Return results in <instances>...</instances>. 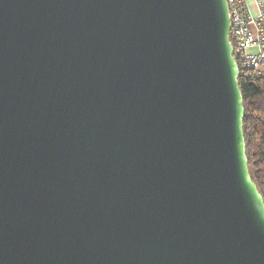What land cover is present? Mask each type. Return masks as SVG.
I'll list each match as a JSON object with an SVG mask.
<instances>
[{
	"label": "water",
	"instance_id": "obj_1",
	"mask_svg": "<svg viewBox=\"0 0 264 264\" xmlns=\"http://www.w3.org/2000/svg\"><path fill=\"white\" fill-rule=\"evenodd\" d=\"M226 0H0V264H264Z\"/></svg>",
	"mask_w": 264,
	"mask_h": 264
},
{
	"label": "built area",
	"instance_id": "obj_2",
	"mask_svg": "<svg viewBox=\"0 0 264 264\" xmlns=\"http://www.w3.org/2000/svg\"><path fill=\"white\" fill-rule=\"evenodd\" d=\"M232 54L238 68V78H255L264 74V1L226 0ZM253 49V51H250Z\"/></svg>",
	"mask_w": 264,
	"mask_h": 264
},
{
	"label": "trees",
	"instance_id": "obj_3",
	"mask_svg": "<svg viewBox=\"0 0 264 264\" xmlns=\"http://www.w3.org/2000/svg\"><path fill=\"white\" fill-rule=\"evenodd\" d=\"M243 98V131L252 180L264 200V74L238 78Z\"/></svg>",
	"mask_w": 264,
	"mask_h": 264
},
{
	"label": "crops",
	"instance_id": "obj_4",
	"mask_svg": "<svg viewBox=\"0 0 264 264\" xmlns=\"http://www.w3.org/2000/svg\"><path fill=\"white\" fill-rule=\"evenodd\" d=\"M248 2H249V5L251 7V10L254 12L255 11V7H254L253 3L251 2V0H248ZM250 51H253V49H250Z\"/></svg>",
	"mask_w": 264,
	"mask_h": 264
}]
</instances>
